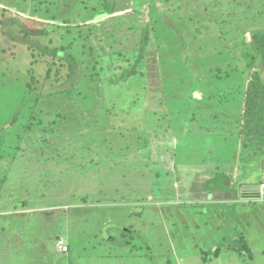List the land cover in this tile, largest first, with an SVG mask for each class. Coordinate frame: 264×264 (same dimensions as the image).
Here are the masks:
<instances>
[{
    "label": "rangeland",
    "instance_id": "rangeland-1",
    "mask_svg": "<svg viewBox=\"0 0 264 264\" xmlns=\"http://www.w3.org/2000/svg\"><path fill=\"white\" fill-rule=\"evenodd\" d=\"M53 26H79L80 42L66 50L72 80L46 83L40 93L66 86L98 92L83 117L66 96L33 107V98L22 100L15 88L32 51L60 50ZM256 32L264 33V0H0V151L9 150L0 154V264H264V157L237 159L243 94L260 66ZM147 33L139 72L111 83L135 61ZM35 73L44 86V70ZM257 73L264 80V71ZM10 82L16 85L5 89ZM206 98L226 107V127L198 124L213 111ZM137 106L158 111L164 149L189 124L208 127L213 144L201 131L190 132L175 157L169 147L158 155L164 159L152 161L151 177L137 166L129 174L140 183L127 171L118 176L127 162L120 148L134 150L145 138L149 117ZM30 107L40 113L37 127L54 117L59 125L42 133L29 119ZM171 163L178 175L176 185L166 178L167 197L159 190L143 194L155 187L143 180L155 181ZM204 164L247 180L231 179L223 191L215 184L209 193L194 184L188 192L193 170ZM60 238L68 246L63 253Z\"/></svg>",
    "mask_w": 264,
    "mask_h": 264
},
{
    "label": "trees",
    "instance_id": "trees-1",
    "mask_svg": "<svg viewBox=\"0 0 264 264\" xmlns=\"http://www.w3.org/2000/svg\"><path fill=\"white\" fill-rule=\"evenodd\" d=\"M52 28L53 30L55 29V32L57 31L60 33L57 40L54 39L53 42L54 47H58L60 50L58 52H53L52 54L50 52L46 53L45 51L41 50L32 51L26 59L29 60V62L27 61L28 63L25 64L27 67L25 68L24 66V69L19 72V87L16 85V82H10L8 85H6L5 89H8V87L13 88V86L16 85L15 88L17 87V90H22V94L20 96L22 97V100H28L30 97L33 98V107L38 105L39 99L43 100L44 98L49 96L51 97L55 94L61 95V97L66 96L68 97L67 100H72L73 104L77 107V109L80 110H77L80 112V116L83 117V115L86 114L84 112H86V110L90 107L93 98L95 99L97 96L101 97L98 92L96 93L89 89H84L81 91L75 88H68L66 86L63 89H57V91L55 90V92L49 91L40 93V90L45 87L46 83L47 85L55 86V84L60 85L65 81L72 80L71 76L73 72L71 71L74 70V66L70 64L71 61H69L67 58L69 53H67L68 51L66 50H75L80 42L79 29L81 28L79 26L78 28H72V30H70V27H68L66 31L60 30L56 26H53ZM76 31L77 35L75 34ZM39 34L40 33L37 32V35ZM140 39L139 51L135 52L137 55V57H135V61H133L131 65L123 67L117 79H114L115 81L111 83H123L131 75L137 74L139 72V70L137 71V66L142 60L144 49L148 44V33L145 34L144 38L141 37ZM252 39L256 49L259 52L260 66L259 63H257L258 61L253 62L254 65L257 64V66H259V68H257L259 70H255L252 73V76L245 87L240 111L239 129L237 131L238 138L242 141L237 159L239 162H244L247 164L264 157V80H262L260 74L257 73L261 69L264 71V33L256 32L253 34ZM119 53H121V51ZM12 54L14 56H20L19 58L21 61H23L24 55H20L21 53ZM67 62L70 64V66ZM36 69L39 73H41L43 70L45 72L44 76L42 77L44 80V86L38 85L42 80L40 81L37 77L38 73H35ZM37 91L39 92L36 93ZM20 97H18L19 102L21 101ZM223 99L224 96L222 97V101ZM29 112V119L32 120V124H34V127L39 129V131L42 130V133L45 130L50 132V130H52L50 128H55L59 125H57V121L54 120L56 117H54L53 120H51L50 123L45 127H37V122H39L37 119L38 116H40V113H33L34 110L31 109V107L30 111L28 110V113ZM57 112H59V110ZM59 113L61 114L62 112L60 111ZM59 119L58 122L62 123V120L59 121ZM1 143L2 140H0V146ZM3 153L9 154V150L5 151V149H2L0 154L2 155Z\"/></svg>",
    "mask_w": 264,
    "mask_h": 264
},
{
    "label": "crops",
    "instance_id": "crops-1",
    "mask_svg": "<svg viewBox=\"0 0 264 264\" xmlns=\"http://www.w3.org/2000/svg\"><path fill=\"white\" fill-rule=\"evenodd\" d=\"M16 95H17V93H16ZM206 102L209 103L211 101L209 100V98H206ZM212 104H214L215 106L212 105ZM210 105H212V107H213V111L210 112V116L209 117L200 118L198 120V124L199 123L200 124H206V126H208L210 124V122L212 120H214L216 122H219L220 126L226 127V121L225 120H230L229 116H226V107L222 106V105L220 106V104L213 103V102H211ZM216 105H218V106L216 107ZM219 106H220V108H222V112L223 113L218 111ZM134 109H138L137 110L138 113H141V111L142 112H146L147 116L149 117L148 120H146V126H144V128H143V130H144L143 136L145 138H143V140L140 143H138V145L134 148V150L130 149V150L133 151L134 157H131V155H130L129 158H127L126 155H129V152H127V151H130V150L125 149V146H123V144H120V145L123 146L122 148H120L122 150V152H120V153H122L124 155L123 158L121 159V161L126 160L127 162H125V163H123L121 165V169H120L121 171H116V167L114 165L111 168L112 170L110 169V171H116L115 173L118 176H123L125 174V171H127L126 172L127 175L130 176L129 171H134V167L135 166H137L139 168L138 170L146 169L148 166H151L153 164L152 161H154V160H159L160 161V159L162 157H161V155L160 156H158V155L162 151L167 150L169 147L170 148L173 147L174 152L172 153V155H174V157H175L176 154H177L176 153V148H177L178 144L183 141L182 139L184 137H188L190 135V132L201 131L202 133H204L206 141L209 144H213L212 140H211V136L208 134V132L206 130H204V129L208 128V127H206V126L202 127V125H199V126L196 127L195 124H189V126L191 125L192 128L187 130L184 135H181V136L176 135V139H175V137L173 138L174 145L173 146L172 145H169V146L167 145V147L164 149L163 144L166 145L168 142H167V140L164 139L165 132H162V133L160 132V131H164L165 130L164 129L165 125L161 124V123L158 124V122L162 121L161 117H160V119H156V118L159 117L158 116L159 113L157 114L158 111L156 113L152 112V113L155 114L153 116L152 113H151V109L145 111V110L142 109V107L139 108L138 106H137V108H134ZM191 118H192V120H196L195 116H191ZM186 121H188V120L187 119L183 120V122H186ZM208 121H210V122H208ZM237 124H238V127H237V131H238V129H239V121H238ZM193 125H194V127H193ZM234 128L236 129V127H234ZM228 129H229V127H228ZM182 131H184V130H182ZM153 132L157 133V134H154V135H156L159 138H153V135L151 136V134ZM205 132L208 135H206ZM227 132L229 133V131H227ZM158 133H161L162 135L158 134ZM160 140H163V141H160ZM175 141H176V143H175ZM151 144H153L154 147H151ZM170 144H173V141H170ZM138 149H141V150H138ZM152 155H154V157ZM162 159H164V158H162ZM118 161H120V159H118ZM169 166H170V170L168 169L169 167H166L164 165L165 170L161 171V173L158 174L159 177H156L155 181H153L155 178L151 179V180H149L150 178H148L147 180H143V182H145V183H149V184L155 185L154 188H151V189L150 188H145V190H141L143 192V194H145V193H154L155 194L156 191L159 190L160 191L158 193L159 196L165 195L167 197V194L162 192V191H164L163 189L166 188L165 184L168 182V179L171 177L170 182H174V185H176V178L175 177L178 175L177 170H176V166L175 165L173 166L172 163ZM152 170L153 169L151 167H149L146 170L147 173H143V174H140V175H142V177H144V176L148 177L150 175V177H151ZM193 171H194L193 175H196V176L194 177V180L188 181V183H190V186L186 187L188 189V192L191 191V193L193 192L191 186L194 185V184H195L196 190L202 188V190L207 191L209 193L208 187H211V186H213L215 184L217 186H219V189H222V186H226V185L228 186V181H230L231 179L238 180L239 182H245L247 180L246 176H244V177L240 176V178H239L237 175H233V173L227 174L226 171H224V170L220 171L218 168H215L213 165L211 166V164L209 166L204 164L202 166V168L198 167V168H195ZM222 172H225V173H222ZM154 175L156 176V173H154ZM132 176H134L133 173H131L130 178ZM134 178L137 179L138 183H140L141 179L138 176H134ZM166 178H168V179L166 180ZM164 179H165V181H163V183L161 184L163 186H162V188L160 190V188L157 187V184H158V182L160 180H164ZM124 185H125V188H127V184H124ZM231 187H232V184H231ZM222 191H223V189H222ZM214 192H215V190H214ZM229 192H231V191H229ZM208 196H210V195H208ZM230 198L231 197L229 196V199L228 198L226 199V219H229L230 215H231L230 214L231 205L229 203H227V202H230V200H231ZM223 200H220V202L223 201ZM169 201H172V200H168V202ZM217 201H219V200H217ZM231 202L233 203L232 200H231ZM12 235H17V234L16 233H11L10 236H12ZM56 248H57V246H56ZM58 251L61 252L59 249H58Z\"/></svg>",
    "mask_w": 264,
    "mask_h": 264
},
{
    "label": "built area",
    "instance_id": "built-area-1",
    "mask_svg": "<svg viewBox=\"0 0 264 264\" xmlns=\"http://www.w3.org/2000/svg\"><path fill=\"white\" fill-rule=\"evenodd\" d=\"M56 246L61 252H66L68 249L66 241L63 238H60L56 241Z\"/></svg>",
    "mask_w": 264,
    "mask_h": 264
}]
</instances>
